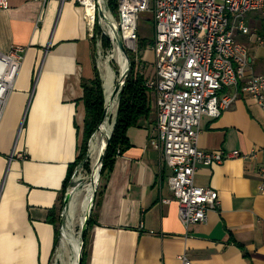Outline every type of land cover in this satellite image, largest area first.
<instances>
[{
    "label": "crops",
    "instance_id": "1",
    "mask_svg": "<svg viewBox=\"0 0 264 264\" xmlns=\"http://www.w3.org/2000/svg\"><path fill=\"white\" fill-rule=\"evenodd\" d=\"M93 37L83 8L74 1L8 0V7L0 9V52L14 45L24 48L0 121V264L53 260L56 232L48 215L59 207L69 166L79 154L86 116L82 82L93 79L95 66L107 95L111 127L104 133L100 128L89 140L93 165L102 138L113 130L120 92L113 100L111 93L119 78L104 61L97 59L95 65ZM240 40L249 51V74L263 73L264 45L243 36ZM146 52L144 74L149 78L154 52ZM149 95V116L128 129L130 145L116 157L108 178L99 181L82 264H183L184 254L192 264H264V110L240 94L219 117L201 118L200 148L259 152L253 159L230 158L197 167L195 184L215 189L219 203L205 222L186 229L177 202H161L172 199L167 183L171 172L151 145L156 92L150 90ZM67 212L73 221V201L64 218ZM73 234L68 240L74 245ZM64 236L62 225L60 261ZM77 245L81 249V241ZM78 249L75 255L81 253ZM75 255L69 263L77 264Z\"/></svg>",
    "mask_w": 264,
    "mask_h": 264
},
{
    "label": "built area",
    "instance_id": "2",
    "mask_svg": "<svg viewBox=\"0 0 264 264\" xmlns=\"http://www.w3.org/2000/svg\"><path fill=\"white\" fill-rule=\"evenodd\" d=\"M70 1L83 8L91 36L97 23L108 28L103 12L118 27L128 48L133 45L127 41L135 44L138 39L139 14L152 13L155 76L145 83L156 92V135L151 145L171 172L167 183L172 199L161 202H177L186 229L205 222L208 211L219 203L218 193L195 184L197 167L230 158L253 159L259 152L205 150L198 146V136L201 118L219 117L240 94L253 98L264 110V72L249 74V51L240 40L243 36L264 45V0H117V16L108 0ZM7 7L8 0H0V9ZM247 13H257L261 25L248 26ZM104 33L117 46L109 28L102 29ZM99 44L97 38L96 49ZM23 58L24 48L19 45L0 52V121ZM261 172L264 176V168ZM260 190L264 192V181ZM181 259L183 264H192L185 254Z\"/></svg>",
    "mask_w": 264,
    "mask_h": 264
},
{
    "label": "trees",
    "instance_id": "3",
    "mask_svg": "<svg viewBox=\"0 0 264 264\" xmlns=\"http://www.w3.org/2000/svg\"><path fill=\"white\" fill-rule=\"evenodd\" d=\"M108 3L110 9L115 13L117 9V0H108ZM100 31H101L100 25L99 24L95 25V33H94V37L92 38L94 52L96 49V44H95L97 38L96 36H98ZM102 40L104 46L107 47L109 45L108 36L103 34ZM152 41H153L152 39H146V38L141 39L140 49H144V48L146 49L152 44ZM128 54L130 58V69L126 77L124 86L120 90L115 124L102 160V168L100 175L101 178L104 179H107L110 172L112 171L116 157L122 154L124 150L130 145L127 136L128 129L132 126L137 125V123L141 118L149 116L151 112V101L149 95L150 90L145 84L147 81V77L140 69L137 68L133 54L130 52H128ZM95 55L96 54H94V56ZM94 58H95L94 63L96 65V56ZM82 88H83L82 99L84 101L85 109H86L83 139L79 147V154L75 162L69 166L67 177L65 178V181L63 183L62 199H64L66 189L71 183L72 173L76 164L82 161V163L84 162V165L88 167L89 161L88 160L86 161L85 159L88 153L89 140L97 130L99 124L103 119V114H104L103 81L100 72L96 66H95V75L93 79L88 81H83ZM97 195H98V191L96 193L95 203H96ZM62 209H63L62 205H60L59 207L54 206L49 211V215H48V221L55 226V232H56L55 245L60 240L59 225L62 222V218L60 215ZM91 216H92V212L87 221L86 232L83 240L84 246L86 244L88 228L93 221V218ZM83 260H84V252H83Z\"/></svg>",
    "mask_w": 264,
    "mask_h": 264
},
{
    "label": "rangeland",
    "instance_id": "4",
    "mask_svg": "<svg viewBox=\"0 0 264 264\" xmlns=\"http://www.w3.org/2000/svg\"><path fill=\"white\" fill-rule=\"evenodd\" d=\"M109 4V3H108ZM109 6V5H108ZM110 8V6H109ZM115 16H117V13H114ZM257 13H247L245 15V22L248 26H250L251 28H253L255 25H261V23L263 22L262 19H258L256 17ZM255 15V16H254ZM98 24V23H97ZM96 24V25H97ZM101 31L98 34V36H96L97 38H99V46L98 49H95L94 54H96V61L97 59H99V61H104L106 63L107 66H109L114 72H116L117 78L121 77V74L123 71H125L126 69V58L124 56V53L112 42L111 38L109 37L110 35L104 33V35L108 36L109 39V45L107 47L104 46L103 44V40H102V29L106 32V30H108V28L106 27L105 24H103L102 26H100ZM95 33V31H94ZM137 33H138V39L136 41L135 44H133L132 47L128 48V52L132 53L134 56V60L136 62L137 68L140 69L143 73L145 72V67H146V60L149 57V53L146 51L151 50L152 52V46H153V41L152 44L147 47L146 49H140V41L143 38L146 39H152L154 38V21H153V15L151 12H143L140 13L138 16V21H137ZM96 38V39H97ZM96 44V42H95ZM154 58V57H153ZM123 62V65H122ZM153 66H154V74L147 78H153L155 76V64H154V59H153ZM89 150V148H88ZM89 163H88V167L86 165H84V162L82 163V161L78 162L76 164V166L74 167L72 176H75L76 173V182L73 181L72 177H71V185H74V190L72 192V196L70 197L69 203L71 201H73V208H74V218H73V223H72V231H73V247L66 243V246L64 247V255H63V263L65 262H69L71 259H73L74 255H75V251L78 249V242H82L81 239V230H82V226L84 223V218H85V214L87 212V209L89 207V203L91 200V195H92V189H93V182L89 181L88 179V175L91 173L92 169H93V158H89L88 159ZM81 164V168L79 169V165ZM80 171V172H79ZM74 174V175H73ZM81 176V178H80ZM85 179H83V178ZM80 179V181H79ZM101 179V178H100ZM83 181V182H82ZM88 181V182H87ZM100 188V186L97 187V191ZM63 199L61 200V198L59 199L58 202V206L62 205V213H61V218H64V205L62 204ZM68 203V205H69ZM95 203V202H94ZM67 205V207H68ZM93 210V209H92ZM63 221L60 223L59 225V232L61 235V227H62V223H65V219H62ZM76 242V243H75ZM61 245L60 240L57 243V248L55 249V253L53 256V260L51 262V264H63L62 261L59 260V258L57 259V250L58 247ZM85 250V246H84V241H83V245H82V250L79 248L78 251L83 253ZM80 254V253H79ZM57 259V261H56ZM77 262V261H76ZM76 264V263H75Z\"/></svg>",
    "mask_w": 264,
    "mask_h": 264
},
{
    "label": "water",
    "instance_id": "5",
    "mask_svg": "<svg viewBox=\"0 0 264 264\" xmlns=\"http://www.w3.org/2000/svg\"><path fill=\"white\" fill-rule=\"evenodd\" d=\"M105 22L110 30V32L112 33L117 47L124 53V56L126 58V69L125 71L122 72L121 74V79L120 82L114 86V89L111 93V98L112 100L116 97V95L120 92V90L122 89V87L124 86L126 77L129 73V69H130V58H129V54H128V47L126 46V44L124 43L121 33L118 29V27L113 23V21H111L107 16L104 15V13L102 12ZM108 99H107V95L104 92V114H103V119L101 121V123L99 124L98 128L96 131H98L101 127V125L103 124V122L105 121V117L107 115V111H108ZM95 131V132H96ZM111 133H109L106 137H105V141L102 147V150L97 158L96 163L93 166V169L91 171V173L88 175V179L90 181L93 182V189H92V195H91V200L89 203V207L87 209V212L85 214V218H84V223L82 226V230H81V250H82V245H83V240H84V236H85V232H86V227H87V221L89 219V216L92 212L93 206H94V202H95V197H96V193H97V187H98V181L101 178L100 172H101V168H102V160L105 154V150L107 147V144L109 142V139L111 137ZM94 136V134L92 135V137ZM90 148V145H89ZM90 158L89 156V150L86 156V161ZM74 190V185H71V183L69 184V186L66 189L65 195H64V199H63V205H64V209L67 207L70 197L72 196V192ZM83 260V253H80L79 257H78V264H81Z\"/></svg>",
    "mask_w": 264,
    "mask_h": 264
},
{
    "label": "bare ground",
    "instance_id": "6",
    "mask_svg": "<svg viewBox=\"0 0 264 264\" xmlns=\"http://www.w3.org/2000/svg\"><path fill=\"white\" fill-rule=\"evenodd\" d=\"M105 6V5H104ZM105 11H106V13L108 14V16L111 18V15L109 14V12H108V10L106 9V6H105ZM127 44L129 45V46H132L133 45V43H131V42H129V41H127ZM122 65H123V62H122ZM120 79H121V77L119 78V82H120ZM118 82V83H119ZM107 127V130L109 131V129H110V127H111V124H110V122H109V119H108V116L105 118V121L103 122V124L101 125V127L100 128H102V132L104 133V129ZM101 141V140H100ZM104 141H105V138L103 137L102 138V144H104ZM97 158H98V155H97V157H96V161H97ZM96 161H95V163H96ZM80 178H81V176H80ZM83 178V177H82ZM83 179H85V178H83ZM76 180H78V179H76ZM79 181H80V179H79ZM90 181V180H89ZM83 182V181H82ZM88 182V181H87ZM65 223H63V228H64V231H65V235L66 236H64V239H65V241L68 243V244H70L72 247H73V244L71 243V241H69L70 239H71V237H72V234H73V231H72V223H73V221H72V217H71V214H70V212H67L66 214H65ZM69 239V240H68ZM73 242V241H72ZM75 253V252H74ZM79 253L78 254H76L75 255V261H77V264H78V257H79ZM63 264H71V263H69V262H65V263H63Z\"/></svg>",
    "mask_w": 264,
    "mask_h": 264
}]
</instances>
